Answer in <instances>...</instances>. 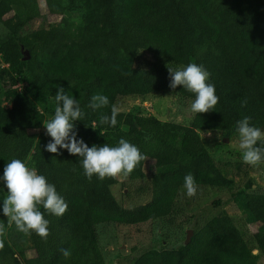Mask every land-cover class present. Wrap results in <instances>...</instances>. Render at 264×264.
I'll return each mask as SVG.
<instances>
[{
    "label": "trees",
    "instance_id": "16d2710c",
    "mask_svg": "<svg viewBox=\"0 0 264 264\" xmlns=\"http://www.w3.org/2000/svg\"><path fill=\"white\" fill-rule=\"evenodd\" d=\"M44 2L49 14L65 5L66 16L58 24L22 34L24 24L40 14L38 0H0V13L12 10L16 28L0 33V63L7 65L0 79L6 72L12 84L17 76L24 87L22 92L6 90L11 106L0 105V176L13 158H29L38 174L56 186L68 209L60 217L44 212L50 222L46 240L22 233L3 214L7 190L0 181V222L6 229L0 264H106L97 226L172 217L174 201L189 173L197 185L226 183L246 221L256 224L252 238L264 257V193L247 190L252 185L247 173L241 184L227 178L199 135V131L236 133L237 121L245 116L264 131V0ZM77 9L81 16L75 22L70 13ZM143 53L175 67L190 62L203 65L215 85L218 104L208 113H194L187 124L122 111L116 126L100 124V116H110L120 96L165 93L195 99L182 86L170 88L168 69L154 66ZM59 87L77 99L84 112L82 120L75 122L77 139L91 147L117 146L124 138L146 156L131 174L123 176L151 175L152 199L133 207L92 199L89 196L109 189L118 176L100 179L94 175L89 180L81 157L66 149H58L59 154L45 150L51 137L38 130L45 117L48 121L54 116ZM96 94L107 96L109 105L96 110L89 107ZM189 224L196 228L188 243L181 245L183 250L168 244L152 247L133 264H258V255L225 211L202 225ZM61 249L70 250L71 256L65 258Z\"/></svg>",
    "mask_w": 264,
    "mask_h": 264
},
{
    "label": "rangeland",
    "instance_id": "374dc122",
    "mask_svg": "<svg viewBox=\"0 0 264 264\" xmlns=\"http://www.w3.org/2000/svg\"><path fill=\"white\" fill-rule=\"evenodd\" d=\"M40 14L26 22L20 33L26 34L30 31L49 25L58 24L66 16L64 7L61 6L55 14L47 12L44 0H38ZM81 10L72 11L70 17L78 22L81 16ZM13 11L0 13V33L16 31L14 27ZM143 55L154 65L172 68H179L169 65L166 61L155 58L148 53ZM7 65L0 63V73L5 70ZM16 77V83L12 84L7 73L1 74L0 79V105L10 107L9 98L5 97V91L16 92L24 91V87ZM194 100L185 99L178 95L165 93H155L144 97L120 96L115 102V106L122 112H133L141 115L165 116L167 121L187 124L193 116L191 103ZM38 130L46 131L44 124ZM126 128V126H123ZM202 142L208 149L212 161L222 167L227 178L241 184L247 177L251 178L252 185L248 191L264 193V163L258 166L245 164L241 158V149L239 148V134L225 133L222 131H199ZM29 167H32L31 161L26 160ZM147 167H141L145 171ZM217 177H220L216 174ZM226 183L218 186L198 185L197 194L194 197H188L185 189L180 188L179 194L174 201V212L172 217L161 218L146 221L136 225H124L120 223H102L97 226L98 242L103 260L106 264H133L137 256L149 248H158L163 245H177L183 250L182 244H185L186 232L190 227V222H196L202 225L219 211H225L232 218L235 226L239 229L242 236L252 249L254 254L258 255V264H264V257L256 248L252 238L256 230V224L246 221L244 215L240 212L235 202L230 198ZM154 182L151 175L134 176L126 178L118 175V181L111 185L109 189H102L89 196L90 198H99L105 201L111 200L114 204L123 207H133L148 202L153 197ZM219 200V204L216 201ZM189 222V223H187ZM191 238V237H190ZM29 254V253H28Z\"/></svg>",
    "mask_w": 264,
    "mask_h": 264
},
{
    "label": "clouds",
    "instance_id": "9594fccd",
    "mask_svg": "<svg viewBox=\"0 0 264 264\" xmlns=\"http://www.w3.org/2000/svg\"><path fill=\"white\" fill-rule=\"evenodd\" d=\"M167 68L170 74V88L182 86L194 94L195 99L190 106L193 113H208L218 104L219 97L215 85L209 82L210 73L203 65L190 62L179 68ZM55 100L54 116L44 124L46 134L51 137L45 150L59 154L58 149H66L71 155L81 157L84 175L89 180L94 175L100 179L114 178L121 174L129 175L146 159L136 145L124 138L119 140L117 146L105 143L102 146L94 144L89 147L83 139H77L75 122L82 120L84 116L79 101L67 95L63 87L58 88ZM246 103V100L243 101L242 107ZM108 105L107 96L96 94L91 97L89 107L96 110ZM118 114V108L113 105L111 115L102 114L99 123L114 127ZM250 121L251 117L248 116L237 121L239 148L245 164L258 166L264 163V131L252 125ZM0 181H3L7 190L2 211L9 225L14 224L18 231L35 233L46 240L50 235V222L45 218L44 212L60 217L68 209V204L57 192L56 186L49 183L44 175L38 174L37 169L29 167L26 161L19 158H13L6 164ZM183 188L188 197L197 194L198 185L191 173L184 177ZM41 206L44 211H41ZM5 234V225L0 222V250L4 248ZM61 253L65 258L71 256L68 249H61Z\"/></svg>",
    "mask_w": 264,
    "mask_h": 264
},
{
    "label": "water",
    "instance_id": "95a60500",
    "mask_svg": "<svg viewBox=\"0 0 264 264\" xmlns=\"http://www.w3.org/2000/svg\"><path fill=\"white\" fill-rule=\"evenodd\" d=\"M157 118L161 121H165L166 120V117L165 116H157ZM191 229H188L187 232H186V237H185V244L188 243V241L190 240V237H191Z\"/></svg>",
    "mask_w": 264,
    "mask_h": 264
}]
</instances>
